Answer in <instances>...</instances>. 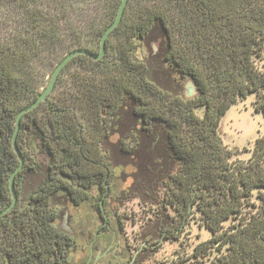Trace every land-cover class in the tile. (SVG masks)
I'll use <instances>...</instances> for the list:
<instances>
[{
	"label": "trees",
	"instance_id": "1",
	"mask_svg": "<svg viewBox=\"0 0 264 264\" xmlns=\"http://www.w3.org/2000/svg\"><path fill=\"white\" fill-rule=\"evenodd\" d=\"M120 2L0 0V210L11 202L9 178L19 163L11 141L16 114L41 91L35 69L77 47L98 52ZM155 26L165 35L164 63L193 83V96L150 78L139 52ZM121 28L115 59L111 39ZM74 62L70 88L57 92ZM248 95L264 117V0H128L104 55L74 56L46 100L20 119L16 144L24 163L14 177L17 202L0 216V264L63 263L69 238L55 225L54 198L61 193L79 204L93 187L109 191L103 142L125 107L142 131L164 135L174 166L162 180L169 237L178 239L193 220L210 233L192 249L197 263L264 264V133L243 160L233 158L219 130L230 106ZM31 134L48 160L37 187L22 197L26 176L40 167Z\"/></svg>",
	"mask_w": 264,
	"mask_h": 264
},
{
	"label": "rangeland",
	"instance_id": "2",
	"mask_svg": "<svg viewBox=\"0 0 264 264\" xmlns=\"http://www.w3.org/2000/svg\"><path fill=\"white\" fill-rule=\"evenodd\" d=\"M136 1L132 0V5ZM4 9L0 11V36L4 31L1 26ZM122 33L123 28L111 39L110 49L115 59L116 44ZM165 48V35L160 27L155 26L141 44L139 53L149 67L150 78L154 82L166 90L186 94L188 81L178 80L175 72L164 63ZM48 59L42 61L41 69H35L34 72L40 90L47 85L56 64ZM77 65V62L72 63L61 75L56 84L57 92L70 88L71 74ZM219 130L224 143L235 153L233 158L246 160L256 137L264 133V117L256 111L254 96L248 95L230 106L220 121ZM28 143L40 167L35 173L26 176L22 197L37 187L46 172L48 160L34 135L28 136ZM103 147L108 151L111 161L110 195L101 203L108 221L105 232L109 237L115 232L123 242L130 245L132 252L142 242L149 244L147 249L140 248L133 253L136 258L133 264H211L208 261L197 263L191 257L193 247L210 235L208 230L191 220L176 240L167 238L163 232L166 212L161 203L162 180L174 166L162 132L159 130L147 134L142 131L139 121L125 107L115 119ZM127 147H134L135 150ZM54 205L59 210L56 227L68 233L78 247L89 241L97 230H102L100 226H103V222L98 212L100 199L96 187L78 205L61 193L54 198ZM118 225L122 228L119 229Z\"/></svg>",
	"mask_w": 264,
	"mask_h": 264
},
{
	"label": "flooded vegetation",
	"instance_id": "3",
	"mask_svg": "<svg viewBox=\"0 0 264 264\" xmlns=\"http://www.w3.org/2000/svg\"><path fill=\"white\" fill-rule=\"evenodd\" d=\"M109 195L110 186L107 193L100 194L98 192L100 199V208H98V212L99 217L103 222V226H100L102 229L101 231L97 230L92 237L90 236L89 241H85L84 244L79 245L80 247H78V244H74V240L71 236L64 232L69 238V247L66 250L62 264H133L136 259L133 253L137 252L140 248L147 249L149 244H147V242H142L141 246L136 249L134 248L135 250L132 252L133 249L131 250L130 245L123 242L115 232H113L110 237L106 234L105 231L108 228V221L105 217V212L101 207V203L105 201ZM71 202L74 203L73 201ZM118 223L120 224V221H118ZM118 228L121 229L122 226L118 225ZM163 232L168 238L169 234L167 228H164Z\"/></svg>",
	"mask_w": 264,
	"mask_h": 264
},
{
	"label": "water",
	"instance_id": "4",
	"mask_svg": "<svg viewBox=\"0 0 264 264\" xmlns=\"http://www.w3.org/2000/svg\"><path fill=\"white\" fill-rule=\"evenodd\" d=\"M128 0H121L119 6H118V10L117 13L115 15V18L106 26V28L103 30L101 38H100V50L98 52H93L91 50H89L88 48L85 47H77L74 48L70 51H68L55 65L52 74L49 78V81L47 83V85L38 93V95L36 96L35 99H33L30 103L24 105L23 107H21L17 114H16V126L12 135V146L13 149L16 153V155L18 156L19 159V163L18 165L15 167V169L11 172L10 178H9V189L11 192V202L4 207L3 209L0 210V216L7 212L8 210H10L17 202V193L15 191V187H14V177L15 174L17 173L18 170H20L23 166L24 163V158L21 155L17 144H16V136H17V132L20 126V119L22 117V115L30 110H32L33 108H35L40 102L46 100L47 95L52 91L53 87L55 86V82L58 78V75L60 74L61 70L63 69V67L76 55L78 54H85L87 56H89L90 58H92L93 60H98L99 58H101L104 53H105V45H106V39L108 37V35L110 34V32L119 24L125 6L127 4ZM187 88L188 91L186 92V96L190 97L193 96L195 94V87L193 85V83L191 81L187 82Z\"/></svg>",
	"mask_w": 264,
	"mask_h": 264
}]
</instances>
